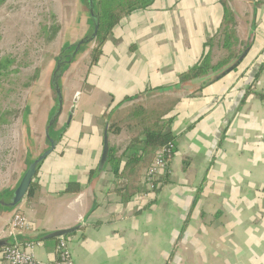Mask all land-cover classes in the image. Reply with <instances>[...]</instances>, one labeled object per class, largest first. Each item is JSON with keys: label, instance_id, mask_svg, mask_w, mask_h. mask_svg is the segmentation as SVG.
I'll use <instances>...</instances> for the list:
<instances>
[{"label": "crops", "instance_id": "crops-1", "mask_svg": "<svg viewBox=\"0 0 264 264\" xmlns=\"http://www.w3.org/2000/svg\"><path fill=\"white\" fill-rule=\"evenodd\" d=\"M226 6L233 21L220 29L218 0H154L121 18L95 65L75 78L76 69L64 76L63 100L74 89L106 97V109H99L105 123L97 137L71 133L61 112L62 136L39 165L37 190L15 209L0 208V261L5 245L32 241L35 259L51 262L58 238L45 237L77 228L63 237L73 264H264V102L257 97L264 95V68L253 81L264 67V0H226ZM226 40L245 55L235 70L220 76L234 67L230 62L179 84V76L205 57L210 65L221 61ZM132 97L110 117L170 101L159 111L172 120L175 153L166 184L146 199L139 195L147 191L153 156L118 177L114 165L101 162L104 138L119 158L134 135L126 127L108 133L110 118H104ZM69 183L81 191L65 193ZM119 188L126 189L123 195ZM17 212L33 228L14 240L5 229Z\"/></svg>", "mask_w": 264, "mask_h": 264}, {"label": "rangeland", "instance_id": "rangeland-1", "mask_svg": "<svg viewBox=\"0 0 264 264\" xmlns=\"http://www.w3.org/2000/svg\"><path fill=\"white\" fill-rule=\"evenodd\" d=\"M91 31L82 0H8L0 7V198L13 192L29 164L49 148L45 131L56 108L51 77L57 56L67 44L76 43ZM97 45L96 41L88 44L65 75L76 69L72 73L75 78L93 66L90 54ZM63 83L62 79L61 90ZM92 92H67L60 114L67 119L71 133L80 130L84 136L97 137L98 127L105 123L99 109H106V97ZM169 103L158 99L146 105L153 113L148 123ZM129 110L117 113L124 118ZM58 119L48 132L55 141L61 132Z\"/></svg>", "mask_w": 264, "mask_h": 264}, {"label": "trees", "instance_id": "trees-1", "mask_svg": "<svg viewBox=\"0 0 264 264\" xmlns=\"http://www.w3.org/2000/svg\"><path fill=\"white\" fill-rule=\"evenodd\" d=\"M7 0H0V6H2ZM223 8V18L221 22V28L229 26L232 24V14L226 6V0H218ZM95 12L97 14V31H96V42L98 43L97 47L93 49L90 54L91 65H95L101 56L102 45L106 41L108 35L112 32L114 27L118 25L122 17L129 15L132 11L143 10L150 7L154 0H94ZM94 29V28H93ZM224 49H226V55L219 61L216 65H210L209 60L205 57L202 61L189 69L188 71L182 73L179 76V84L185 83L190 80L201 78L213 73H216L228 66L230 62L233 63V70H235L242 60L244 59V54H238L235 50L230 49V41H225L223 44ZM264 67L255 73L253 81L258 78V75L263 70ZM208 84V83H207ZM249 93V89L246 90L245 95ZM257 97L260 101L264 102V95L257 94ZM136 97L125 98L123 101L114 106L108 113L104 114L105 119L110 118L108 133L117 135L120 133L122 128L126 127L128 132H133L134 135L130 138L128 145L123 149L119 158H115L116 151L112 147H108V142L104 138L103 142V151H102V160L104 166L106 163H111L114 165L112 168L113 174L115 177H118L125 170H134L140 165V163L147 156H154V153L157 149L163 147L169 142H173L174 137L172 132L166 128L171 124V118L166 117V114L157 116L151 124L148 123L149 115H153L147 108H144L142 105H134L130 108L129 113L124 117L120 118L118 113L113 117L111 113L122 106L125 102L133 101ZM132 123V124H131ZM62 131L60 132L59 138L56 136V139L59 140ZM55 141V140H54ZM123 163L121 171H119V164ZM36 174L34 175L24 197L30 198L32 194L37 190V185L34 183ZM166 174H163L157 181L158 189L161 188L167 182ZM125 188L115 189L117 193L125 191ZM81 191L79 184L69 183L66 185L64 192L68 194H78ZM12 194V192H11ZM5 197H2V199ZM1 199V198H0ZM19 204V203H18ZM18 205H16L15 209ZM0 208H5L0 205ZM8 209V208H5ZM18 213V212H17ZM69 236H66L67 238ZM3 249V248H2Z\"/></svg>", "mask_w": 264, "mask_h": 264}, {"label": "built area", "instance_id": "built-area-1", "mask_svg": "<svg viewBox=\"0 0 264 264\" xmlns=\"http://www.w3.org/2000/svg\"><path fill=\"white\" fill-rule=\"evenodd\" d=\"M174 153L175 145L173 142H169L155 151L144 177L147 191L139 195L140 199H146L158 190L157 181L163 174L169 173V165ZM31 228L30 223L22 214L14 213L5 233L8 238L15 240L18 236L29 233ZM35 245L36 243L32 241L23 243L15 241L4 246L0 264H73L72 255L65 238H58L55 248L56 258L48 263H41L35 259L31 253Z\"/></svg>", "mask_w": 264, "mask_h": 264}, {"label": "water", "instance_id": "water-1", "mask_svg": "<svg viewBox=\"0 0 264 264\" xmlns=\"http://www.w3.org/2000/svg\"><path fill=\"white\" fill-rule=\"evenodd\" d=\"M87 3L89 4V12L90 15L93 16L92 12L94 11V6H93V0H87ZM94 18V16H93ZM97 20L93 22V36L96 35V31H97ZM87 42L86 40L82 41L80 45H82L83 43ZM79 46L76 47V49L73 51V53L71 54V57L75 56L76 52L79 49ZM64 51L61 52L60 55L57 56V66H56V70H55V75L59 72V68H61V59L63 56ZM61 66V67H60ZM234 67H229L228 69H226L225 71H223L221 73L220 76H224L227 73H229L230 71H232ZM54 87H56L55 83L53 82ZM59 88V85L57 86ZM57 88V100H56V109L54 111L53 117L50 119L47 127H46V139L49 141L50 143V147L43 152V154L41 156H39L36 160H34L31 164H29L27 170L25 171L23 177L21 178L20 182L18 183L17 187L14 189V191L12 192V194L7 197V198H1L0 199V205L2 207L8 208V209H12L14 208L16 205H18V203L21 202V200L24 198L25 193L34 177V175L36 174V172L38 171L39 165L42 163V161L49 156L55 149L56 146V141L52 140L49 138V129L51 124L54 122L55 117H57L58 114H60L61 108H62V98L60 96L59 93V89ZM6 199H9L8 201ZM77 228H72V229H68V230H62V231H57L54 232L52 234H49L45 237L46 240H54L57 239L59 237H66L67 235L71 234L72 232L76 231ZM4 245V243L0 242V246ZM6 246V245H5Z\"/></svg>", "mask_w": 264, "mask_h": 264}, {"label": "flooded vegetation", "instance_id": "flooded-vegetation-1", "mask_svg": "<svg viewBox=\"0 0 264 264\" xmlns=\"http://www.w3.org/2000/svg\"><path fill=\"white\" fill-rule=\"evenodd\" d=\"M82 3H83V5L84 6H86V8H87V11H88V15H89V18H90V23H91V28H92V31H91V33L89 34V35H86L84 38H82L81 40H78L76 43H74V44H72V45H69V44H67V46L66 47H64L63 48V50L62 51H64V53H63V56H62V61H61V68H59V74L57 73L56 75L54 74L55 73V70H56V66H57V60H56V62H55V67H54V69H53V71H52V77H51V81H53L54 83H55V85H56V87H54V85L52 84V86H53V91H54V93H55V97H56V100H57V86L59 85V93H60V96H61V98H62V104H63V94H62V90H61V85H60V81L64 78L63 76L65 75V71L67 70V68L69 67V65H71V64H73L74 62H75V60H76V58L80 55V54H82L83 53V51L85 50V47L88 45V44H90V43H92V42H95L96 41V35L95 36H93V22L94 21H96L97 19V14H96V12H95V10L92 12V14H93V16H94V18H93V16L92 15H90V12H89V4L87 3V0H82ZM95 5H96V3L94 2V0H93V6H94V9H95ZM84 40H86L87 42H85V43H83L82 45H80L81 44V42L82 41H84ZM80 45V47H79V49H78V51L76 52V54H75V56H73V57H71V54L73 53V51L76 49V47L77 46H79ZM57 104V103H56ZM56 109V108H55ZM62 109V108H61ZM54 114V113H53ZM59 115L60 114H58L57 115V117H55V120H54V122L51 124V126H50V128L52 127V125H54L55 124V122H56V120L59 118ZM53 116H51V118H52ZM50 118V119H51ZM49 138L51 139V137H50V135H49ZM52 140H54L53 138H52ZM48 141V140H47ZM49 142V141H48ZM49 147H50V143H49ZM14 191V190H13ZM11 195V194H10ZM10 195H8L7 197H9ZM7 201L9 200V199H6Z\"/></svg>", "mask_w": 264, "mask_h": 264}]
</instances>
